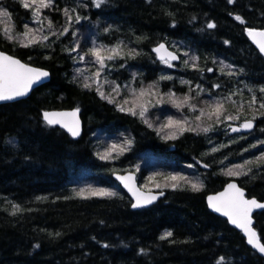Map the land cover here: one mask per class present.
Returning a JSON list of instances; mask_svg holds the SVG:
<instances>
[{
    "label": "trees",
    "instance_id": "16d2710c",
    "mask_svg": "<svg viewBox=\"0 0 264 264\" xmlns=\"http://www.w3.org/2000/svg\"><path fill=\"white\" fill-rule=\"evenodd\" d=\"M3 4L11 14L12 34L23 33L27 24L34 31L42 29L37 36L49 39L21 47L4 37L0 20V50L47 70L50 79L27 98L0 105V264H218L221 257L222 264H264L242 234L213 214L205 201L206 195L235 179L248 197L264 202V161L246 165L247 175L226 174L228 168L264 155V109L259 108L264 100V58L246 32L264 29V0H106L99 8L93 0H52L51 7L41 8V23L34 22L33 7L22 8L12 0ZM64 9L70 10L71 22ZM76 16L81 18L78 23ZM209 23L215 27L208 28ZM65 28L68 31L59 35ZM119 41L139 55L108 62L110 70L105 69L99 84L117 102L128 99L126 108L134 99L132 90L157 85L156 95L144 98L156 103L148 104L145 117L152 127L139 115L101 99L96 83L83 87L84 78L98 66L91 56L83 62L79 56L94 43L113 46ZM163 41L181 56L171 67L152 52ZM115 86L119 95L112 91ZM169 92L178 102L189 96L197 111L186 106L178 110L169 102ZM229 95L235 104L226 102L224 115L237 117V124L255 117L250 134H229L223 117L221 123L195 120L205 102ZM253 95L257 103L250 109ZM159 97L163 99L157 103ZM74 108L80 109L83 122L78 139L42 119L44 110ZM170 117L187 118L192 127L202 123L211 130L165 139L173 129L159 134L156 129ZM126 140L131 146L118 159L99 158L108 146ZM125 171L135 172L143 189L159 183L156 191H164V197L132 210L130 197L112 177ZM168 174L186 176L203 187L193 192L183 181L176 190L164 187L162 177ZM153 175L156 179L148 182ZM88 187L117 195H75ZM14 205L20 209L15 214ZM254 218L264 244V210ZM168 231L172 236L161 240Z\"/></svg>",
    "mask_w": 264,
    "mask_h": 264
},
{
    "label": "snow or ice",
    "instance_id": "6c2138e0",
    "mask_svg": "<svg viewBox=\"0 0 264 264\" xmlns=\"http://www.w3.org/2000/svg\"><path fill=\"white\" fill-rule=\"evenodd\" d=\"M96 7H100L102 4L106 3V0H93ZM233 0H229V3H232ZM22 6L26 9L32 8L35 5V9L33 10V20L36 23H41L40 10L41 8H49L51 7L52 0H21ZM74 11V9L72 10ZM64 14L67 17V20L71 22L73 17L70 14L69 9H64ZM0 17H9V13L6 10L0 9ZM10 18V17H9ZM46 19V17H45ZM80 17L76 16L75 21L78 23L80 21ZM235 19L240 23H245V21L236 16ZM53 24L51 21L48 22V28L51 29ZM208 28H214L215 24L209 23L207 25ZM25 31L23 33L12 34L10 29H5L4 37L9 41L18 42L21 47H30L42 40H48V36L39 37L36 35V32L42 31V29L33 30L28 27L26 24L24 26ZM68 31L67 28L63 29L59 35H64ZM247 35L253 40V42L259 48L261 54H264V31H256L252 29H246ZM53 35H56L53 32ZM71 51H76L74 47ZM157 54H161L165 52L164 45L161 44L157 48L154 49ZM139 55L135 49L127 48L123 41L117 42L113 46H108L105 44H93L87 53L79 56V62H83L85 56L92 57V63L97 65V69L92 76L85 77L83 87L86 89H90L92 83H96V91L98 95H100L101 99H106L109 103H116L119 111H127L129 114L136 116L139 115L141 119L144 120L149 127H152V124L145 118L146 113L148 111V104L151 103L150 99H144L145 97H150L152 95H156L152 90L157 87V85L152 84L148 85V87L140 88L139 91L132 90L131 95L134 99L131 101V106L125 107V105H129V100L124 99L122 103L117 102L114 97L109 94L106 95L102 90L99 81L100 78L105 71V69L110 70V65L108 62L114 61L116 59H124L125 56L128 58H135V56ZM159 59L164 63L168 64L169 67L172 65L169 63V60H175L177 57L172 55L171 53H167V55H159ZM196 57L192 58L193 64L192 66L195 68ZM188 62L185 61V64ZM231 67V66H225ZM208 71H212V69H208ZM223 73V68L221 69ZM78 74L82 75V71L78 70ZM227 75H233L232 72L225 73ZM49 74L46 71H42L39 69H34L26 64L21 63L18 59H15L11 56L0 53V101H12L18 98L24 97L28 94L34 84L41 82L44 78H46ZM106 79V78H105ZM172 79L171 76H162L161 80ZM91 81L92 83H90ZM183 83H188L187 81H183ZM199 87V86H197ZM219 87V85H216ZM112 91L119 95L120 88L119 86L113 87ZM203 91V89H201ZM260 92L264 93V88L260 89ZM233 93L232 95H235ZM199 95V93L197 94ZM232 95H229L223 99H218L213 102H205V107L199 109V115L195 117L196 121H201L202 119H207L209 121L215 120L216 123L222 122V117L224 120H232L236 119L232 115L225 116L224 113L225 103L232 102ZM163 97H159L157 99V103ZM168 100L171 102L178 110L182 107L186 106L191 111H197L194 105H192L189 96H184L183 100L178 102V99L175 96V93H168ZM257 103V98L255 95L251 97V100L248 102V107L251 109ZM240 108H243V104L240 105ZM259 108L264 109V100L259 103ZM138 109V111H137ZM79 109L72 112H44L43 120L48 126L59 125L62 128H65L73 137H77L80 135V125L79 120L77 118ZM264 114V113H262ZM255 119V117H253ZM253 127V123L251 120H246V122L241 126L242 129H251ZM241 128H232L231 130L236 132L240 131ZM166 129H173V131L169 132L164 138L165 139H175L177 138V134H182L185 131H203L207 133L211 130L209 127L201 128L200 124H197L195 127H192L189 120L187 118L184 119H172L171 117L156 131L159 133L164 132ZM264 143V141H261ZM131 146V141L126 140L123 144L113 143L108 146L103 152L98 153V156L101 160L109 161L113 159H118L123 152ZM256 147V145H253ZM213 151H219V149L214 148ZM115 154V155H113ZM260 161H264V155H261L257 158L256 161H246L245 164H238L232 168H228L226 174L229 176H240L247 175L248 171H245L246 165L256 163L259 164ZM161 175V174H156ZM156 175L149 176L147 178L148 182H152L156 179ZM166 183L164 187H171L173 190H176L178 187H181L177 182L183 181L185 185H187L191 191L198 192L203 187V184L194 180L189 179L186 176L180 174H168L162 177ZM117 179L123 183L124 187L128 189V191L132 194L135 199V203L132 204L133 208H141L147 205L152 204L157 196L152 194L151 188H149L148 183H145L143 187L149 188L147 193L141 191V189L135 186V177L131 174L128 175H117ZM167 182H171L170 184ZM156 187L159 188L161 185L159 183L156 184ZM75 195L81 199H89L92 197H100V198H111L117 195L116 192L110 191L108 189L103 188H81L79 191L75 193ZM160 195H163V192H160ZM209 207L212 208L213 211L220 213L221 215L228 218V220L236 225L238 228H241L247 237V242L253 248H255L261 254H264V244L260 243V240L257 236L256 231L251 227V213L253 209H264V203H259L255 199H245L244 192L239 189L235 184H229L227 189L220 193L217 196H210L208 198ZM14 207L15 211H19L20 209L17 206ZM172 236V232H165L160 239L166 240ZM108 247V245H104ZM223 257L220 258L218 264H222Z\"/></svg>",
    "mask_w": 264,
    "mask_h": 264
},
{
    "label": "water",
    "instance_id": "95a60500",
    "mask_svg": "<svg viewBox=\"0 0 264 264\" xmlns=\"http://www.w3.org/2000/svg\"><path fill=\"white\" fill-rule=\"evenodd\" d=\"M252 30H256V31H264V29H252ZM248 38H249V41L251 42V44H252V45L257 49V51L260 53L259 48L257 47V45L253 42V40H252L249 36H248ZM161 44L164 45L165 52H163V53H161V54H157V53L154 51V49L157 48V47H158L159 45H161ZM0 53H3V54L8 55V56H11V55H9V54H7V53H5V52H2L1 50H0ZM153 53L155 54L157 60H159V61H161V60L159 59V55H167V53H171L172 55H175V56L177 57V59H175V60H169V62H177V63H178V62L180 61V57H179L178 53H177L176 51L172 50V49L168 46V44H167L166 42H164V41H163V42H160V43H158V44H156V45L153 47ZM260 55L264 58V54H261V53H260ZM11 57H13V56H11ZM13 58L18 59V58H16V57H13ZM18 60L21 61L20 59H18ZM21 63L26 64V65H28V66L34 68V69H39V70H42V71H46L49 75H48L46 78H44L41 82H39V83H37V84H34V85L32 86V88H31V90L28 92V94H27L26 96L21 97V98H18V99H16V100H12V101H0V105H1V104H7V103H13V102H16V101L23 100V99L27 98V97L32 93V91L35 90L37 87H39V86H41V85H43V84H45L46 82L49 81V79H50V73H49L47 70L42 69V68H39V67H36V66H33V65H30V64H27V63H25V62H23V61H21ZM75 110H77V108H74V109H61V110H58V109H54V110H44V111L42 112V119H43V113H44V112H72V111H75ZM77 118H78V120H79V125H80V135L77 136V137H73V136H72V135H71V134H70L65 128H62V127H60L59 125H55V127H58V128H60V129L64 130V131H65L70 137H72L73 139H78V138L81 136L82 131H83V122H82V119H81V111H80V109H79V111H78ZM251 121H252V123H253V127H252L251 129H242V128H241V126L246 122V120H245V121H244L242 124H240V125H238V124H232V125L230 126V133H231V134H248V133L252 132V131L254 130V128H255V122H254L253 120H251ZM232 128H241V130H240V131H236V132H234V131L231 130ZM128 174H131V175H133V176L135 177V186H136L137 188L141 189V191H143L144 193H147L148 190L142 189V188L139 186V184H138V182H137V175H136V173L133 172V171H126V172H123V173H121V172H115V173H113V174H112V177H113V178L115 179V181L121 186V188L126 192V194L130 197V199H131V201H132V204H133V203H135V199H134V197H133L132 194L128 191V189L124 187L123 183H121V181L117 179V175H121V176H123V175H128ZM229 184H235L239 189H241V190L244 192L245 199H255V200H256L257 202H259V203H264L263 201H260V200H258V199L255 198V197H248V196L246 195V191H245V189H243V188L239 185L238 181L232 179V180H229V181L224 185V187H223L221 190H219V191H217V192H215V193H210V194L206 195V197H205V201H206L207 207H208V209H209L213 214H215V215H217V216H219V217L225 219V220L227 221V223H228L232 228H234V229H236L237 231H239V232L243 235V237L245 238V242H246V244H247L248 246H250L255 252H257V254H258L259 256H261L262 258H264V254H261V253L258 252L255 248H253L250 244H248V242H247V237H246L245 233L243 232V230H242L241 228H238L236 225L232 224V223L228 220L227 217L221 215V214L218 213V212L213 211L212 208L209 207V204H208V198H209L210 196H217V195H219L220 193L224 192V191L227 189V187H228ZM160 192H161V191H152V194L157 196V199H156L152 204L147 205V206H145V207H141V208H133V207H132V204H131V208H132V210H140V209H144V208H147V207L152 206V205L155 204L158 200H160L162 197H164L165 192L162 191V192H163V195H160ZM262 210H264V209H253V211H252V213H251V220H252L251 227L253 228L254 231H256L257 236H258V238H259L261 244H263V243H262V241H261V239H260V237H259V234H258V232H257V230H256V228H255V218H254V215H255L256 213L262 211Z\"/></svg>",
    "mask_w": 264,
    "mask_h": 264
},
{
    "label": "rangeland",
    "instance_id": "374dc122",
    "mask_svg": "<svg viewBox=\"0 0 264 264\" xmlns=\"http://www.w3.org/2000/svg\"><path fill=\"white\" fill-rule=\"evenodd\" d=\"M2 7H0V9H1ZM3 9V8H2ZM35 9V6L33 5V10ZM4 10V9H3ZM41 18V10H40V17H39V19ZM0 20L3 22L2 23V27L4 28V29H10L11 31H12V29H11V25H12V22H11V20H10V18L9 17H0ZM36 35H37V33H36ZM170 64H173V63H170ZM153 92H154V89L152 90ZM151 104H156V103H154L153 101H151ZM202 121V120H201ZM226 122H224V124H225V126L226 127H228V126H230V125H232V124H236L237 123V121L236 120H225ZM202 122H205V121H202ZM203 125H205V124H203ZM201 128H202V123H201ZM151 189H154V190H157V189H159V188H151Z\"/></svg>",
    "mask_w": 264,
    "mask_h": 264
},
{
    "label": "flooded vegetation",
    "instance_id": "af4514ba",
    "mask_svg": "<svg viewBox=\"0 0 264 264\" xmlns=\"http://www.w3.org/2000/svg\"><path fill=\"white\" fill-rule=\"evenodd\" d=\"M5 1H8V0H0V7H2L4 10H6L9 13V17H11V14H10L9 10L3 4ZM12 1L22 4L21 0H12ZM21 7L25 8L22 5H21Z\"/></svg>",
    "mask_w": 264,
    "mask_h": 264
},
{
    "label": "bare ground",
    "instance_id": "6f19581e",
    "mask_svg": "<svg viewBox=\"0 0 264 264\" xmlns=\"http://www.w3.org/2000/svg\"><path fill=\"white\" fill-rule=\"evenodd\" d=\"M152 52H153V50H152ZM178 53V52H177ZM179 56H180V54H179ZM181 57V56H180Z\"/></svg>",
    "mask_w": 264,
    "mask_h": 264
}]
</instances>
